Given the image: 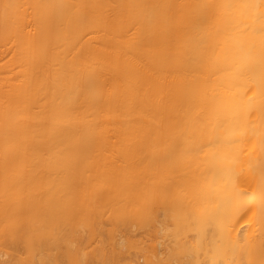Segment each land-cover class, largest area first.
<instances>
[{
	"label": "bare ground",
	"instance_id": "bare-ground-1",
	"mask_svg": "<svg viewBox=\"0 0 264 264\" xmlns=\"http://www.w3.org/2000/svg\"><path fill=\"white\" fill-rule=\"evenodd\" d=\"M102 237L264 264V0H0V264Z\"/></svg>",
	"mask_w": 264,
	"mask_h": 264
},
{
	"label": "rangeland",
	"instance_id": "rangeland-1",
	"mask_svg": "<svg viewBox=\"0 0 264 264\" xmlns=\"http://www.w3.org/2000/svg\"><path fill=\"white\" fill-rule=\"evenodd\" d=\"M87 240L88 239L79 241L80 245H79V249L77 250V253L85 252L86 258H88L95 264H96V261H93L92 259L91 249L97 248L99 246H102L104 250L107 251L108 259L113 257V260L117 261L118 264L125 263L129 258L135 259V260L139 258L138 252H135V251L127 252L125 249L120 248V245L123 242L121 238L109 239L107 237H102V238L91 239L90 241H87ZM110 242L114 243V246H113L114 249H112ZM61 251H64V250H61ZM88 251H89V254L87 253ZM63 254L65 255V253H61V255ZM65 258L67 261H69L68 259L69 257H67V255Z\"/></svg>",
	"mask_w": 264,
	"mask_h": 264
}]
</instances>
